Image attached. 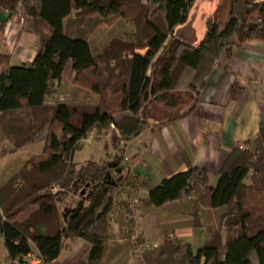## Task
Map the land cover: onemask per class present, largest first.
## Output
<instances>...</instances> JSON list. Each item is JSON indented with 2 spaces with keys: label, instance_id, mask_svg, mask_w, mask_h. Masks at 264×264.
Segmentation results:
<instances>
[{
  "label": "trees",
  "instance_id": "trees-1",
  "mask_svg": "<svg viewBox=\"0 0 264 264\" xmlns=\"http://www.w3.org/2000/svg\"><path fill=\"white\" fill-rule=\"evenodd\" d=\"M195 1L30 0L26 5V0H0V11L18 15L23 9L40 37L29 65H11L10 56L0 52V132L15 149L38 141L45 144L43 153L32 156L0 189L2 232L12 259L22 258L34 244L43 262L49 263L60 255L63 239H85L91 244L89 258L78 264H105L107 218L131 168L120 144L118 157L101 163L89 160L79 165L73 161L75 151L93 129L102 134L112 124L120 143L137 136L148 126L144 115L153 103L186 107L182 96L194 97L188 113L217 58L231 57L246 40L264 38V0H230L224 28L209 19L199 45L175 38L164 45L186 22ZM116 21L132 26V33L113 36L96 53L91 37ZM144 47H151L146 56L136 53ZM70 69L74 76L68 94L78 96L85 89L99 99L85 103L58 98L46 104ZM106 71L108 78L117 74V81L109 82ZM185 79L188 84L182 89ZM116 111L127 114L117 119ZM53 186L57 189L51 190ZM61 194L78 200L64 203L58 200ZM184 195L209 209L224 207L219 228H208L198 248L172 241L150 248L147 264H254L255 259L264 264V126L253 148L232 153L216 185L210 184L204 168L191 166L149 188L155 207ZM31 206L37 209L19 222Z\"/></svg>",
  "mask_w": 264,
  "mask_h": 264
},
{
  "label": "crops",
  "instance_id": "crops-1",
  "mask_svg": "<svg viewBox=\"0 0 264 264\" xmlns=\"http://www.w3.org/2000/svg\"><path fill=\"white\" fill-rule=\"evenodd\" d=\"M1 11L8 14L7 10ZM230 11V0H196L186 22L174 29L164 45L172 38L191 46L199 45L208 31V20L215 19L224 28L230 19ZM47 18L53 22V16L47 15ZM66 21L67 17H64V28ZM0 24H4L0 27V52L10 56L11 65H29L40 44L39 35L32 30L31 17L22 9L18 15H11L6 22L0 21ZM102 29L97 33L96 53H100L103 45L113 36H126L133 31L132 26L128 25L122 31L116 28L113 31ZM150 50L151 47L139 48L136 53L146 56ZM161 50L157 51L153 60H156ZM147 74H151V69H148ZM73 76L71 69L68 70L58 91L47 96L45 103L52 104L58 98L62 101L65 98L63 94L69 95L67 88L72 87ZM187 81L185 79L182 89L187 87ZM92 97L99 99L94 92ZM185 111V106L170 107L162 102L153 103L144 115L148 126L137 136L122 141L120 146L114 124L102 134L93 129L83 140L84 143L105 139L107 147L109 145L112 148L110 160L118 157L119 148L124 149L123 156L128 158L130 168L140 183L138 233L151 248L166 241L188 243L198 248L204 243L208 228H219L225 213L224 207H203L195 197L189 195L155 207L149 200V188L160 185L164 179L177 173L187 171L191 166L204 168L210 176V184L214 186L235 150L253 148L264 126V38L246 40L234 50L231 57L217 58L196 95L195 107L188 113ZM121 112L122 115L127 114ZM1 134L0 189L31 158L20 163L17 160L18 151L33 144L15 149L11 141ZM110 137L114 141H111L112 138L109 140ZM240 144H244L245 149H240ZM89 160L94 159L76 163L81 165ZM94 161L104 162L101 159ZM143 184L144 187H141ZM36 209V206L27 208L20 214L18 221H25ZM4 218L0 209V264H16L9 256L5 244L2 232ZM107 226L109 249L105 264H135L131 259L132 240L123 237L127 226L126 214L116 216L110 223L107 222ZM63 245L56 259L42 264H78L88 261L91 244L87 240L63 239ZM254 264H258L256 259Z\"/></svg>",
  "mask_w": 264,
  "mask_h": 264
},
{
  "label": "built area",
  "instance_id": "built-area-1",
  "mask_svg": "<svg viewBox=\"0 0 264 264\" xmlns=\"http://www.w3.org/2000/svg\"><path fill=\"white\" fill-rule=\"evenodd\" d=\"M1 139L2 134L0 132V140ZM239 148L245 149L244 144H240ZM125 161H128V158H126ZM139 187L140 183L131 170L130 179L120 188L115 196L114 207L109 213L107 221L110 223L116 216L122 213L126 214L127 226L123 237L132 240V254L135 259V264H147L145 254L151 247L142 239L137 229V209L140 204ZM56 189V186L51 188V190ZM170 237L172 238L173 235H170ZM14 261L16 264H42L43 258L40 251L34 247L22 258L14 259Z\"/></svg>",
  "mask_w": 264,
  "mask_h": 264
},
{
  "label": "rangeland",
  "instance_id": "rangeland-1",
  "mask_svg": "<svg viewBox=\"0 0 264 264\" xmlns=\"http://www.w3.org/2000/svg\"><path fill=\"white\" fill-rule=\"evenodd\" d=\"M29 2H30V0H26L25 4L28 5ZM128 26H130V25H128ZM125 27H127V24L123 23L122 21L121 22L120 21L119 22L116 21L115 24H113V25H105L103 28H105V30H112V31L114 30V28H116V30L122 31L123 29H125ZM101 30H103V29H101ZM96 37H97V34L92 36L91 37V42H92L93 47L97 51L98 50L97 49L98 45H97V42H96ZM105 74H106L105 77L108 79L109 82L117 81V78H119V77L115 76L117 74H115L112 78H108L109 77L108 71H106ZM79 93L80 94H78V96H77V94H76V96L75 95L72 96V94H69V95L65 96V94H63L64 95L63 97H65L66 99H69L71 101L74 100L76 102L92 103V102L95 101V99L92 97V94H93L92 91L82 89L81 92H79ZM182 98H183V100L186 101V104H185L186 107L190 106L192 101L195 99L194 97L188 99V96H186V95L182 96ZM115 113H116L115 117L117 119H120L123 116L121 111H116ZM111 138L112 137H110L109 140H111ZM111 141H114L113 138H112ZM118 141H119L118 144H121L120 140H118ZM44 147H45V145H44L43 141H38V142H35V143H33V144L29 145V146H26L25 148H22V149H20L18 151L17 160H19L20 163L23 164L24 161H27L30 157L35 156V155H41L43 153V151H44ZM111 151H112V148L110 149L109 145L107 147L105 139H103L101 141L93 140L91 142H84L83 146L79 150L76 151V153L74 155V159H75L76 162H82V161H85V160H88V159H94V160H98V159L100 160L101 159L102 161L110 160L111 159V154H110ZM126 158L127 157H124V159H126ZM79 167L80 166H78V168ZM58 200H62V202L64 201V203L66 202L68 204H72L73 202H76L78 200V197L76 195H74L73 197H65L64 194H61L58 197ZM132 258L135 261V259L133 257V254H132L131 259ZM171 264H175V262H173ZM176 264H178V263H176Z\"/></svg>",
  "mask_w": 264,
  "mask_h": 264
},
{
  "label": "water",
  "instance_id": "water-1",
  "mask_svg": "<svg viewBox=\"0 0 264 264\" xmlns=\"http://www.w3.org/2000/svg\"><path fill=\"white\" fill-rule=\"evenodd\" d=\"M10 16H11L10 13L6 14L5 12L0 11V21L1 22H6ZM83 191H85V190H83Z\"/></svg>",
  "mask_w": 264,
  "mask_h": 264
}]
</instances>
